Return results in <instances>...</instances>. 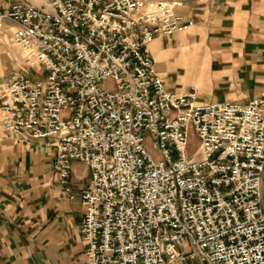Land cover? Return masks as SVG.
<instances>
[{
	"label": "built area",
	"instance_id": "1",
	"mask_svg": "<svg viewBox=\"0 0 264 264\" xmlns=\"http://www.w3.org/2000/svg\"><path fill=\"white\" fill-rule=\"evenodd\" d=\"M179 5H0V34L21 51L0 81L1 126L53 147L58 183L84 209L86 264H264V99L201 103L167 87L150 44L195 24ZM74 161L90 169L78 194Z\"/></svg>",
	"mask_w": 264,
	"mask_h": 264
},
{
	"label": "crops",
	"instance_id": "2",
	"mask_svg": "<svg viewBox=\"0 0 264 264\" xmlns=\"http://www.w3.org/2000/svg\"><path fill=\"white\" fill-rule=\"evenodd\" d=\"M167 1L180 3L179 13L195 21L188 31L158 36L150 44L167 87L195 88L201 103L264 99V0ZM53 158L47 139L5 133L0 112V264H86L84 209L58 183ZM89 181L90 169L74 161L73 192ZM260 207L264 213V173Z\"/></svg>",
	"mask_w": 264,
	"mask_h": 264
},
{
	"label": "rangeland",
	"instance_id": "3",
	"mask_svg": "<svg viewBox=\"0 0 264 264\" xmlns=\"http://www.w3.org/2000/svg\"><path fill=\"white\" fill-rule=\"evenodd\" d=\"M7 35L6 33L0 34V76L6 73L11 68H16L21 63V51L17 46L12 45L7 40ZM146 147L150 151V153L155 156V153L153 152L152 146L149 141H147ZM196 147L197 137L195 135V132L192 130L190 133L188 153H193L196 150ZM181 251L190 252L192 251V248L189 246V244H185L181 248Z\"/></svg>",
	"mask_w": 264,
	"mask_h": 264
}]
</instances>
